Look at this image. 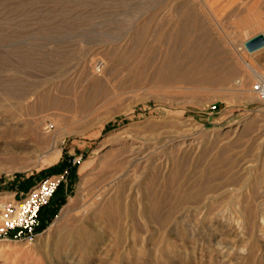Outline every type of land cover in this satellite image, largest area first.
Instances as JSON below:
<instances>
[{
	"label": "rangeland",
	"instance_id": "1",
	"mask_svg": "<svg viewBox=\"0 0 264 264\" xmlns=\"http://www.w3.org/2000/svg\"><path fill=\"white\" fill-rule=\"evenodd\" d=\"M211 2L0 0V198L66 172L0 264H264V214L237 211L264 168L244 65L264 74V56H239L238 18Z\"/></svg>",
	"mask_w": 264,
	"mask_h": 264
},
{
	"label": "built area",
	"instance_id": "2",
	"mask_svg": "<svg viewBox=\"0 0 264 264\" xmlns=\"http://www.w3.org/2000/svg\"><path fill=\"white\" fill-rule=\"evenodd\" d=\"M66 172L49 175L18 200L0 198V238L5 241L32 243L41 230L39 215L47 207L59 185L65 180Z\"/></svg>",
	"mask_w": 264,
	"mask_h": 264
},
{
	"label": "bare ground",
	"instance_id": "3",
	"mask_svg": "<svg viewBox=\"0 0 264 264\" xmlns=\"http://www.w3.org/2000/svg\"><path fill=\"white\" fill-rule=\"evenodd\" d=\"M190 2V1H189ZM192 2V1H191ZM210 8V7H209ZM211 9V8H210ZM179 46V45H178ZM193 51V50H192ZM191 51V52H192ZM175 53V52H174ZM194 55V53H193ZM172 56V55H171ZM176 56V55H175ZM189 56H192V53L190 55L189 53ZM204 62V61H203ZM209 61H206V63H204V65L201 66V68H205V65L208 64ZM244 65L250 69V72L253 74L254 78L257 80V86H255V90L253 88V91L256 93V94H259L260 96H264V74L262 73H259L255 68L249 66L247 63L244 62ZM196 66V65H195ZM193 72V71H192ZM258 91V92H257ZM258 95V96H259ZM29 112V111H28ZM29 114V113H28ZM32 114V112H31ZM39 114V113H38ZM28 116V115H27ZM30 118H31V115H29ZM28 120V119H27ZM41 120V119H40ZM26 124L28 125L26 128L25 127H21L20 124L16 123L12 126H8L7 130L9 132L10 135H14V136H19V135H34V132L38 130V124H39V121L38 120H30L29 122H26ZM25 131V133H24ZM37 136V135H36ZM39 136V135H38ZM23 138V137H22ZM40 139V138H39ZM35 140V138H34ZM17 141V140H16ZM262 141V140H260ZM259 141V142H260ZM27 142H22L21 143H16V142H13L12 143V148L16 149V148H19V147H25L24 145H26ZM35 143V142H34ZM33 144V143H32ZM31 144V145H32ZM37 144V143H36ZM34 147V146H32ZM35 148V147H34ZM260 148V147H259ZM24 149V148H23ZM26 149V148H25ZM32 150V149H31ZM36 151V150H35ZM259 152V151H258ZM17 153V152H16ZM58 153L59 151H53V158L56 159L58 157ZM243 155V154H242ZM264 158V157H263ZM59 160V159H58ZM259 160V159H258ZM263 163H264V159L262 160ZM261 164V163H260ZM17 165V164H15ZM262 165V164H261ZM263 166V165H262ZM261 166V167H262ZM24 167V166H23ZM128 168V166H127ZM248 168V167H247ZM262 168H260L261 170ZM259 171V170H258ZM257 173V172H256ZM85 176V175H84ZM260 182H259V187L256 189V190H252V195L250 196L249 200H244V193L240 190V188L237 190L238 191V199L240 198V201L238 203V212L240 213V216L242 218L245 219L246 223H249L250 225H254L255 224V221L256 219H258L259 217H262L263 214H264V168L262 169L261 173H260ZM83 179V178H82ZM177 181V180H176ZM228 182V181H227ZM247 182V181H245ZM111 184V183H110ZM226 184V183H225ZM220 185V188H221V184ZM219 185L217 187H219ZM238 185V184H237ZM247 185V184H245ZM235 187V186H234ZM238 187V186H237ZM81 188V187H80ZM79 188V189H80ZM146 188V187H145ZM245 188V186H244ZM243 188V189H244ZM254 188V187H253ZM98 189V188H97ZM100 189V188H99ZM143 190V189H142ZM145 190V189H144ZM147 190V189H146ZM220 190V189H219ZM218 190V191H219ZM104 191V189H103ZM139 191V190H138ZM212 190H210L211 192ZM127 192V191H126ZM140 192V191H139ZM188 192V191H187ZM209 192V190L207 191ZM105 193V192H104ZM147 193V192H146ZM184 193V191H183ZM199 193V192H198ZM212 193V192H211ZM226 193V192H225ZM186 194V193H185ZM209 194V193H208ZM224 194V193H223ZM100 195V194H99ZM103 195V194H102ZM139 195V194H138ZM141 195V194H140ZM151 195V194H150ZM196 195V194H195ZM195 195L193 197H195ZM230 195V194H229ZM247 195V194H246ZM119 196V195H118ZM197 196V195H196ZM202 196V195H201ZM216 196V195H214ZM221 195H219L220 197ZM232 196V195H231ZM249 196V195H247ZM246 196V197H247ZM147 197V196H146ZM245 197V198H246ZM98 198V197H97ZM100 198V197H99ZM141 198V196H140ZM201 198V197H200ZM146 199V198H145ZM196 199V198H195ZM224 199V198H223ZM116 200V199H115ZM219 200V199H218ZM216 201V200H214ZM95 202V201H94ZM115 202V201H114ZM149 202V201H148ZM118 203V202H116ZM212 203V201H211ZM109 204H110V201H109ZM213 204V203H212ZM111 205V204H110ZM119 205V203H118ZM228 205V204H227ZM108 206V205H107ZM112 207V206H111ZM110 207V208H111ZM108 208V207H107ZM118 208V207H116ZM112 209V208H111ZM106 210V209H105ZM116 210V209H115ZM120 210V209H119ZM210 210V209H209ZM111 211V210H110ZM113 211V210H112ZM111 211V212H112ZM232 211V210H231ZM113 214V213H112ZM111 214V215H112ZM107 217V216H106ZM261 219V218H259ZM262 220V219H261ZM112 221V220H111ZM260 221V220H259ZM39 237V236H38ZM62 240V239H61ZM97 245V244H96ZM100 246V245H99ZM44 248V247H43ZM98 253V252H97ZM91 254V253H90ZM71 255V254H70ZM67 256V255H66Z\"/></svg>",
	"mask_w": 264,
	"mask_h": 264
},
{
	"label": "crops",
	"instance_id": "4",
	"mask_svg": "<svg viewBox=\"0 0 264 264\" xmlns=\"http://www.w3.org/2000/svg\"><path fill=\"white\" fill-rule=\"evenodd\" d=\"M211 2V8L216 13H223L224 17H237L239 20V33L242 43L239 46V56H264V46L248 52L244 43L256 35L264 37V0H208ZM244 20V25L242 24ZM244 33V35H243ZM241 47V48H240ZM64 172V171H61ZM55 172L50 175L59 174ZM23 192H20L21 194ZM16 195V194H15ZM15 197V196H14ZM15 199V198H14ZM43 208L40 212L39 219L42 221Z\"/></svg>",
	"mask_w": 264,
	"mask_h": 264
},
{
	"label": "water",
	"instance_id": "5",
	"mask_svg": "<svg viewBox=\"0 0 264 264\" xmlns=\"http://www.w3.org/2000/svg\"><path fill=\"white\" fill-rule=\"evenodd\" d=\"M264 46V37L256 35L244 43V47L248 52H253Z\"/></svg>",
	"mask_w": 264,
	"mask_h": 264
},
{
	"label": "trees",
	"instance_id": "6",
	"mask_svg": "<svg viewBox=\"0 0 264 264\" xmlns=\"http://www.w3.org/2000/svg\"><path fill=\"white\" fill-rule=\"evenodd\" d=\"M42 229H43V228H42ZM42 229H41V230H42Z\"/></svg>",
	"mask_w": 264,
	"mask_h": 264
}]
</instances>
